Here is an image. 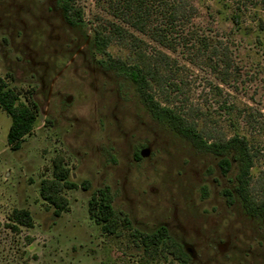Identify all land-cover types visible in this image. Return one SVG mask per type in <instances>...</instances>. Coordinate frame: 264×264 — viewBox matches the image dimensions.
Listing matches in <instances>:
<instances>
[{"label": "rangeland", "instance_id": "obj_1", "mask_svg": "<svg viewBox=\"0 0 264 264\" xmlns=\"http://www.w3.org/2000/svg\"><path fill=\"white\" fill-rule=\"evenodd\" d=\"M188 1L193 17L174 48L133 32L140 42L98 53L91 37L110 16L95 0H73L77 27L66 24L60 0H0V78L19 103L38 108L16 150L0 108V264H181L160 243L145 248L142 236L160 228L187 249L186 264H264L262 220L222 193L235 166L222 174L216 156L153 119L130 84L100 64L137 60L139 49L153 64L167 54L154 99L210 141L245 136L256 152L250 193L264 201V0ZM55 163L73 184L60 186L67 205L59 215L39 194ZM103 190L111 234L88 212ZM14 209L27 210L32 225L10 227Z\"/></svg>", "mask_w": 264, "mask_h": 264}, {"label": "trees", "instance_id": "obj_2", "mask_svg": "<svg viewBox=\"0 0 264 264\" xmlns=\"http://www.w3.org/2000/svg\"><path fill=\"white\" fill-rule=\"evenodd\" d=\"M96 5L106 12L110 18L104 23H98L91 37V47L98 53H106V47L111 42L135 44L140 42L133 32L146 35L161 47L174 48L179 42L177 34L193 17L194 7L188 0H95ZM60 8L67 25L77 27L82 25V10L75 6L73 0H60ZM157 63L150 62L145 52L137 51V60L123 61L119 58L100 61L105 69L112 71L122 80L127 81L136 92L140 102L153 119L167 125L178 136L188 140L199 152H207L218 158L222 174H227L235 166L232 188H225L222 193L232 202L239 200L251 216L259 217L264 227V201L256 202L250 193L251 167L256 152L249 146L245 136L234 135L228 139L213 141L204 136L176 108H169L156 101L150 92L152 83L161 85L162 77L158 75L159 66L168 64L169 56L162 51L158 53ZM164 61V62H163ZM229 62H225L226 72ZM153 66V67H152ZM0 108L6 112L11 123L7 132V142L11 149L20 147L25 135L29 134L38 111L35 102L29 104L18 102V93L7 88L0 78ZM136 157H140L136 153ZM53 179H43L39 194L49 206L53 207L55 215L66 209V199L59 193L62 186L73 187L67 181L68 170L59 163L54 164ZM89 215L100 224L105 233L115 231V214L111 207V197L107 190L93 193L88 201ZM10 227L15 225L31 226L30 213L24 209H14L11 213ZM145 248L161 244V249L172 254L181 264L190 260V254L182 244L167 236L164 228H160L148 236H142Z\"/></svg>", "mask_w": 264, "mask_h": 264}, {"label": "water", "instance_id": "obj_3", "mask_svg": "<svg viewBox=\"0 0 264 264\" xmlns=\"http://www.w3.org/2000/svg\"><path fill=\"white\" fill-rule=\"evenodd\" d=\"M146 152H147L146 150H142L141 151V156H145Z\"/></svg>", "mask_w": 264, "mask_h": 264}, {"label": "flooded vegetation", "instance_id": "obj_4", "mask_svg": "<svg viewBox=\"0 0 264 264\" xmlns=\"http://www.w3.org/2000/svg\"><path fill=\"white\" fill-rule=\"evenodd\" d=\"M71 60H72V59L70 58L69 61H71ZM141 151H142V150L139 151V155H140V156H141Z\"/></svg>", "mask_w": 264, "mask_h": 264}]
</instances>
